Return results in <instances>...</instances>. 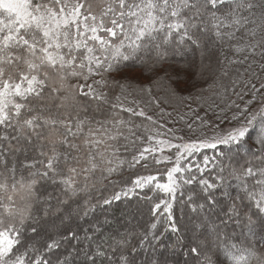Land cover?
<instances>
[{
	"label": "snow or ice",
	"instance_id": "6c2138e0",
	"mask_svg": "<svg viewBox=\"0 0 264 264\" xmlns=\"http://www.w3.org/2000/svg\"><path fill=\"white\" fill-rule=\"evenodd\" d=\"M0 264H264V0H0Z\"/></svg>",
	"mask_w": 264,
	"mask_h": 264
},
{
	"label": "trees",
	"instance_id": "16d2710c",
	"mask_svg": "<svg viewBox=\"0 0 264 264\" xmlns=\"http://www.w3.org/2000/svg\"><path fill=\"white\" fill-rule=\"evenodd\" d=\"M177 215H179V211H177ZM180 259H183V257H179Z\"/></svg>",
	"mask_w": 264,
	"mask_h": 264
}]
</instances>
